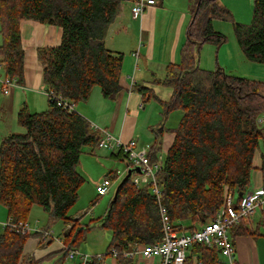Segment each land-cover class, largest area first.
Here are the masks:
<instances>
[{
  "label": "trees",
  "instance_id": "1",
  "mask_svg": "<svg viewBox=\"0 0 264 264\" xmlns=\"http://www.w3.org/2000/svg\"><path fill=\"white\" fill-rule=\"evenodd\" d=\"M126 1L0 0V64L5 74L19 83L24 79L25 61L21 22L33 19L58 26L63 32L58 46L38 50L48 108L31 112L24 106L17 116L23 131L7 135L1 143L0 203L13 223L27 221L33 204L41 205L54 219L65 222L61 239L72 248H79L92 228L91 224H79L80 217L69 215L86 180L78 165L84 148L95 149L101 140L100 132L75 105L88 101L96 85L107 99H115L123 89L124 54L108 48L106 37ZM190 2L192 17L181 61L169 63L165 76L155 79L172 89L168 100H160L164 120L172 110L183 112L173 129L174 142L156 173L161 198L151 185L138 186L130 176L120 183L107 214L94 224L112 231L106 256L117 250L116 264H136L125 256L126 251L162 239L160 204L172 223L182 226L188 221V230L196 231L216 217L228 192L235 193L239 202L240 193L250 185L255 154L261 144L264 146V82L229 73L220 66L205 69L199 62L203 44L221 45L228 39L214 28L213 20L218 18L233 21L238 44L249 61L264 63V0H253L249 23L236 21L220 0ZM133 88L145 101L155 96L148 86L135 83ZM59 99L74 107L59 105ZM163 130V125L158 127L159 137ZM160 151L157 137L149 154L152 162ZM111 155L126 158L122 150ZM106 177L115 181L118 175L111 171ZM246 220L234 226L232 234L250 233ZM38 234L6 227L0 235V264H42L24 253L27 240ZM67 253L62 250L50 255V264H63ZM191 254L189 264L195 259L218 264L216 247L195 243ZM93 264L105 263L94 259Z\"/></svg>",
  "mask_w": 264,
  "mask_h": 264
},
{
  "label": "crops",
  "instance_id": "2",
  "mask_svg": "<svg viewBox=\"0 0 264 264\" xmlns=\"http://www.w3.org/2000/svg\"><path fill=\"white\" fill-rule=\"evenodd\" d=\"M239 1L241 0H228L225 3L233 10L235 16L239 18L238 20L241 22H243L242 20L247 21L248 12L247 17H244L245 19L237 16L238 13L234 4L239 6L246 4L239 3ZM165 2L166 0H159L158 4L163 3L162 5H164ZM158 4L149 8L140 18H134L131 12L133 0H127L123 3L106 37L108 48L124 54L121 74L123 89L115 99H107L103 96V99L107 102L101 100L98 104L93 103L91 106L89 103L87 104L90 99L86 102H80L78 103L79 110H77L87 117L93 126L110 131L123 142L136 139L139 146L144 144L153 145L158 137L161 145V151L158 154L165 156L174 142L175 132L173 129L175 127L167 126L169 115L164 120L163 113H160L162 117H159L158 120L160 121L158 122L155 121L154 123V121L148 120L146 114H143L146 109V105H144L146 101L133 86L136 83L149 87L151 81L148 78L150 74L166 73V66L169 63L181 61V47L186 40V30L192 17V10L191 2L187 0L186 8L183 7L179 12L172 34L171 32L162 34L158 29V20L165 10L159 9ZM62 33V29L58 26L44 24L33 19H25L21 22L22 46L25 52L24 79L18 86L11 87L9 93L0 91V114L2 115L0 146L7 135L20 132L22 127L17 116L24 106H27L31 112L41 110L40 104L44 96L40 91L45 93L46 86L43 82V65L39 60L38 50L42 47L58 46L62 40ZM2 42L3 37L0 35V46ZM206 44L202 47H205ZM238 51L241 58H246L241 47ZM136 52H138V56L134 54ZM250 63L248 66L252 72L258 71L250 78L264 82V63ZM201 67L211 68L204 65ZM224 69L226 70L225 67ZM2 72L4 73L5 69L1 66L0 73ZM104 117L107 118L104 119ZM162 125L164 130L159 137L156 131ZM253 164L251 182L247 191L264 188V151L262 148H259L256 152ZM127 170H130L128 162ZM105 177L106 175L98 180L96 186ZM235 196L237 199L236 194ZM8 220L7 208L0 203V235L3 234L4 224ZM182 223L189 222L183 221ZM244 225L250 230V233H237L236 231L232 234L239 264H264V212L256 210ZM183 229L189 231L188 226H183ZM61 236L58 235L57 237L61 238ZM62 250V244L58 240L41 242L39 236H31L26 242L24 253L33 256L37 260H43ZM191 255L190 252L189 257ZM157 259L146 260H150L149 263L155 264ZM138 260L137 264L139 262L140 264H147L144 258H138ZM114 261L113 264H116V259ZM197 262V259H195L192 264ZM218 264H224V258L220 253Z\"/></svg>",
  "mask_w": 264,
  "mask_h": 264
},
{
  "label": "rangeland",
  "instance_id": "3",
  "mask_svg": "<svg viewBox=\"0 0 264 264\" xmlns=\"http://www.w3.org/2000/svg\"><path fill=\"white\" fill-rule=\"evenodd\" d=\"M226 1L228 0H220V2L225 6ZM249 2L251 4L250 6ZM239 3L246 4L241 6L234 4L237 9V16L242 17V19H245L244 17H247L248 12V18H246L247 21L242 20V23H249L253 15V0H241L239 1ZM162 4L159 3L158 8L164 9L165 12L158 20V29L159 32L162 34L168 32H171L172 34L174 25L180 14L179 12L183 7L186 8L187 0H166L164 5ZM229 9L231 10V8ZM231 11L234 14L233 10ZM234 17L236 21L241 22L240 20H238L239 18L236 17L235 14ZM213 25L217 31H220L225 34L228 39L225 43L221 45H217L215 43L210 42L207 43L205 47H201L199 52L200 65L211 67L205 68L209 70H215L216 67L219 65L222 68L225 67L226 71L229 73H234L236 75L244 77H252L254 73L258 72L257 70L252 72V70L249 68L248 65L251 64L250 62L252 61H248L245 57L241 58L239 56L238 50H240V47L234 32L233 21L215 18L213 20ZM0 35L1 37H3L1 32ZM164 74L165 73L163 72H159L158 74H150L148 78L149 81H151L149 87L152 89V92L155 94V96H152L149 100L145 102L144 105H146V109L144 110L143 114H146V118L150 121H154V123L155 121H160L158 119L159 117H162L160 113H163V107L160 100H168L172 95V89L169 86L155 82L156 78H163ZM0 91H2L1 87ZM40 93H42L44 97L42 98V103L40 104L41 110L37 111H44L48 108V96L43 91H40ZM89 99L90 100L89 102H87V104L89 103L90 106L93 105V103L98 104L101 100L105 101L103 99V95L99 85L94 86ZM79 107L80 106L77 104L76 109L79 110ZM182 114L183 112L180 109L172 110L169 114V118L167 119V126L177 127L176 125L179 124ZM147 115H149V117H147ZM106 118L107 117H104V119ZM0 121H2L1 114ZM21 131H23V128H21L20 132ZM260 148H262V150L264 151V146L262 144ZM111 153L112 150L110 149H93L91 146H86L84 148L83 154L81 155L80 163L78 165V171L85 175L86 180L79 190L80 197L78 201L69 210V215L77 218L80 217L81 220L79 221V224L92 225V228L89 229L86 233V240L81 242L78 248L80 252L89 255L107 254V247L112 239V231L108 228L94 226V224L98 219L103 218L105 214H107L110 202L115 196V192L118 185L128 174L127 159L125 158L121 160L120 158L113 157ZM163 153H165V151H163ZM111 171L113 173H116L118 175V178L115 179V182L113 181L111 191L107 195L100 196L96 191V182L98 180H101L104 175L107 176V174H109V172ZM94 202L95 204H93ZM28 222L31 226L32 234H34L37 230H43L48 228L54 231L56 236H60L61 234H63L64 229L66 227L65 222L63 220L54 219L51 213L46 211L41 205L38 204H33L28 217ZM189 225V223L183 224L184 227H187ZM184 230L186 229H182L180 230V232H183ZM36 236H39L41 242H44L41 234H38ZM114 259L115 258L109 254L106 256L105 262L106 264H113L115 262ZM42 261V264L51 263V260H49L48 258L43 259ZM137 261H139L138 258H135L136 264ZM146 261L147 264H151L148 262L150 260ZM158 262L159 259L156 260L155 264H158ZM63 264H74V260L72 261L69 258H65Z\"/></svg>",
  "mask_w": 264,
  "mask_h": 264
},
{
  "label": "built area",
  "instance_id": "4",
  "mask_svg": "<svg viewBox=\"0 0 264 264\" xmlns=\"http://www.w3.org/2000/svg\"><path fill=\"white\" fill-rule=\"evenodd\" d=\"M159 0H133L131 9L134 18H140L151 7L158 4ZM138 56V52L134 53ZM4 67L0 64V68ZM19 81L16 77H10L5 72L0 73V87L2 92L9 93L11 87L18 86ZM46 95L48 92L45 91ZM59 105L67 106L72 109L74 106L69 102L59 99ZM261 121H264V115ZM94 130L100 132L101 140L97 146L99 149L122 150L126 154V159L130 169H133L132 179L138 186L151 185L152 192L161 198V190L156 180V173L161 168L165 156L157 154V160L152 162L150 159L151 145L144 144L139 146L136 139L129 142H123L116 138L110 131L93 126ZM140 168V171H137ZM113 180L105 177L97 186L98 195L104 196L111 191ZM264 212V188H257L246 191L242 199L237 202L235 193L228 192L222 208L218 211L216 217L208 223L201 226L196 231H183L182 226H176L172 223L167 209L160 204V213L163 223V237L160 241L152 244H139L133 249L125 252L129 258H158V264H189V253L195 243H204L210 247H216L220 255L224 258V264H239L237 249L232 236V228L238 225L243 219H248L256 211ZM20 228L25 233H31V226L28 221L13 223L9 218L4 224L6 227ZM44 241L58 240L62 244V249L68 252L67 258L74 260L75 264H93L94 259L102 260L106 264V254L89 255L82 253L78 248H72L69 244L50 229L37 230ZM115 259L118 251L113 249L110 253ZM194 264H202L198 261Z\"/></svg>",
  "mask_w": 264,
  "mask_h": 264
},
{
  "label": "water",
  "instance_id": "5",
  "mask_svg": "<svg viewBox=\"0 0 264 264\" xmlns=\"http://www.w3.org/2000/svg\"><path fill=\"white\" fill-rule=\"evenodd\" d=\"M137 171H140V168H137ZM132 174H133V169H130V170L128 171V174L123 178L122 181H125L128 177L132 176ZM120 185H121V184H119L118 187H117V189H116L115 196H114L113 200L116 199V196H117L118 190H119V188H120ZM240 195H243V193H240ZM113 200H111V203H112ZM111 203H110V206H111ZM110 206H109V207H110Z\"/></svg>",
  "mask_w": 264,
  "mask_h": 264
}]
</instances>
